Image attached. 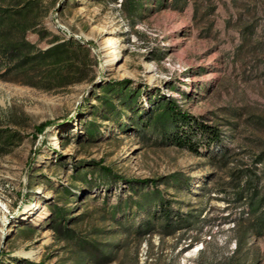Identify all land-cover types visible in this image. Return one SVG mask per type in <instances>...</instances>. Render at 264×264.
Masks as SVG:
<instances>
[{"label":"rangeland","instance_id":"1","mask_svg":"<svg viewBox=\"0 0 264 264\" xmlns=\"http://www.w3.org/2000/svg\"><path fill=\"white\" fill-rule=\"evenodd\" d=\"M124 3L44 0L52 35L28 38L88 48L83 81L0 79V264H264L246 182L264 195V0ZM202 125L220 141L172 142Z\"/></svg>","mask_w":264,"mask_h":264},{"label":"trees","instance_id":"2","mask_svg":"<svg viewBox=\"0 0 264 264\" xmlns=\"http://www.w3.org/2000/svg\"><path fill=\"white\" fill-rule=\"evenodd\" d=\"M43 2L44 0H0V79L31 84L47 90L65 88L85 79L91 52L81 44L60 39L57 35L52 36L47 48L39 47L28 38L30 31L37 33L41 39L52 35L43 25L48 14ZM124 6L128 14L133 15L141 10L142 0H125ZM167 111L169 118H172L171 122L189 123V115L178 111L176 104L169 103ZM51 123V120L40 123L36 126L37 132L44 131ZM200 129L202 141L194 139V134L198 132L192 130L176 131L171 140L174 144L187 147L196 153H199L202 143L208 147L211 143L220 141V132L216 128L202 125ZM251 181V176L246 175V182L250 184L247 203L251 208L252 225L256 233L263 234L264 195L261 194L259 185L251 184ZM161 211L165 217L169 215L163 204ZM55 217V227L62 231L65 228L63 210ZM238 252L237 250L232 256L235 262L230 264H241Z\"/></svg>","mask_w":264,"mask_h":264},{"label":"bare ground","instance_id":"3","mask_svg":"<svg viewBox=\"0 0 264 264\" xmlns=\"http://www.w3.org/2000/svg\"><path fill=\"white\" fill-rule=\"evenodd\" d=\"M116 40L117 39H111L109 42H108V44H109V46L111 47V46H114V43L116 42ZM121 55V51H120V49H116V50H114V54H112V57L110 58V61H115V60H117V57L118 56H120Z\"/></svg>","mask_w":264,"mask_h":264}]
</instances>
